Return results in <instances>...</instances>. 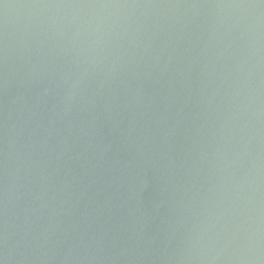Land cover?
<instances>
[{
	"label": "water",
	"instance_id": "obj_1",
	"mask_svg": "<svg viewBox=\"0 0 264 264\" xmlns=\"http://www.w3.org/2000/svg\"><path fill=\"white\" fill-rule=\"evenodd\" d=\"M0 264H264V0H0Z\"/></svg>",
	"mask_w": 264,
	"mask_h": 264
}]
</instances>
